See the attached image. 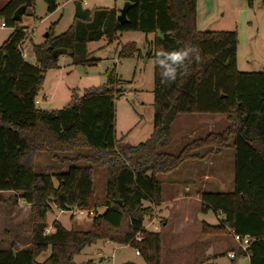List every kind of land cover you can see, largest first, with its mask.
Wrapping results in <instances>:
<instances>
[{
    "label": "trees",
    "instance_id": "trees-1",
    "mask_svg": "<svg viewBox=\"0 0 264 264\" xmlns=\"http://www.w3.org/2000/svg\"><path fill=\"white\" fill-rule=\"evenodd\" d=\"M128 1L132 6L124 24L116 21V12L100 11L92 22L73 24L57 35L51 25L45 40L31 45L34 63L19 49L26 28L12 19L16 8L24 5V15L34 0H8L0 9L5 26L12 29L0 44V191L19 193L30 205L31 236L27 248L0 249V264H76L73 257L96 240L127 244L145 264H160V233L143 226L162 200L156 175L200 157L196 151L206 147L232 148L233 190L201 193V210L223 216L217 225L203 223L202 231L247 235L249 245L239 248L229 264L246 254L248 264H264V152L258 146L264 144V71L237 70L235 31L197 30L196 0ZM44 2L48 13L57 7V0ZM126 31L154 34L147 53L153 59L160 49L194 44L203 62H193L186 74L167 85L153 66L152 131L146 140L120 149L114 101L121 94L113 72L105 84L83 89L80 96L73 91L71 101L60 109H40L35 100L46 71L57 68L59 55L90 64L95 59L89 58L88 42L105 36L110 44ZM137 53L133 41L118 48L122 59ZM186 113L223 114L227 127L183 145L177 153L164 151L173 121ZM40 153L66 167L53 173L36 171ZM93 166L106 172L103 210L92 217L88 230L67 229L54 220L53 232L45 233L51 205L61 210L94 207ZM48 247L49 256L36 262Z\"/></svg>",
    "mask_w": 264,
    "mask_h": 264
},
{
    "label": "rangeland",
    "instance_id": "rangeland-1",
    "mask_svg": "<svg viewBox=\"0 0 264 264\" xmlns=\"http://www.w3.org/2000/svg\"><path fill=\"white\" fill-rule=\"evenodd\" d=\"M8 0H0V9ZM81 3L83 9L90 13V19L83 21L74 16V3ZM123 0H57V7L48 13L44 0H34L22 16L20 26L26 28V39L22 45V54L27 61L32 58L30 48L32 44H38L45 40L44 33L53 25L55 35L67 30L71 25L90 23L96 13L100 11H114L121 7ZM4 18L0 16V22ZM196 28L200 31H235L237 35L236 68L240 72L264 71V0H196ZM31 30L32 33H28ZM12 31L10 27H0V44ZM117 40L107 44L105 36L87 43L86 48L90 53L89 58L95 59L90 64L73 63L65 54L58 56L57 68L46 71L42 88L36 98V106L44 110H56L67 105L72 99V92L80 96L83 89L97 87L105 84L111 72L119 83L117 88L120 96L114 101L115 138L121 144L135 145L148 138L152 131V90H153V57L149 56L148 43L154 38L153 33L126 31L117 34ZM133 41L138 53L133 58L122 59L118 57V48L121 44ZM42 95L45 98L42 99ZM209 116V117H208ZM212 115L202 113H186L176 117L171 125V140L164 151L177 153L183 145L191 141L187 137L196 126H203ZM220 117V116H219ZM225 127V118H222ZM216 128L214 130H223ZM206 129L200 130L196 136H204ZM204 151V148L200 149ZM225 161L230 165L233 174V151L224 150ZM62 155V154H59ZM223 161L226 165L227 162ZM35 170L38 172L53 173L60 167H66V163H58L50 159L46 154H37L35 157ZM59 171V170H58ZM174 172L161 173L156 179L162 184L165 204L161 206L163 216L161 218L153 207V215L145 218L143 226L149 231L160 233V264H206L209 256H206L204 246L208 241L215 246L212 258H217L216 264H229L232 257L227 253L238 251V244L230 232L204 233L202 224L217 225L221 216L212 210L202 211L199 202L200 180L190 185L188 196L174 198L170 192L172 176ZM93 200L94 207L80 214L74 212L76 207L67 210L48 213L47 221L51 222L55 217L67 229L88 230L92 217L103 210L105 196L106 172L102 166H93ZM170 180V182H169ZM54 185L57 184L53 179ZM233 190V182L226 187ZM197 194V195H196ZM17 202L14 192L0 191V249L21 250L29 246L30 241V212ZM143 205L149 202L143 201ZM74 212V213H73ZM162 214V213H161ZM184 216L186 219L184 220ZM162 222L166 225L162 227ZM125 228V222L122 226ZM46 233V231H45ZM221 240L222 242L219 243ZM242 250V249H240ZM135 248L112 241L96 240L85 246L73 257L76 264H144L141 255L135 253ZM227 252V253H226ZM50 254V248L41 252L35 259L43 262ZM247 255V254H246ZM240 255L236 257L235 264H247L248 257ZM108 260V261H107Z\"/></svg>",
    "mask_w": 264,
    "mask_h": 264
},
{
    "label": "crops",
    "instance_id": "crops-1",
    "mask_svg": "<svg viewBox=\"0 0 264 264\" xmlns=\"http://www.w3.org/2000/svg\"><path fill=\"white\" fill-rule=\"evenodd\" d=\"M30 52H31L30 55L32 54V56H31L32 58H30L27 61L30 63H34V55L32 53L31 48H30ZM73 91H74V89H73ZM41 97H42V99L45 98L44 95H42ZM207 115H212V116H210L209 119H208L209 116L206 117V120H205L206 122L204 123L205 125L199 126V127L196 126V128L194 130L190 131V133L187 135L188 138L189 137L191 138V141L202 137V136H196L200 130L206 129V131H205V135H206L208 133L221 132L227 127L226 117L223 114H207ZM223 117L225 118V121H226L225 127L222 124V118ZM218 127H220V128L224 127V129L223 130L221 129V131L220 130H218V131L214 130ZM146 139H144V140H146ZM191 141H189L188 143H190ZM258 146L264 152V144H259ZM230 148L231 147H226V148H223L219 151H213V150L209 151V147H206V148H204V151H200V149L197 150L196 152L199 154L200 157L184 161L177 168L170 171V172H174V173H173V175H171L172 180H171L170 186L172 187V189L170 190L169 193H171L172 196H174V198L182 197L190 191V188H191L190 185H192L193 182L198 181V179L200 180V183H201L200 188L198 189V194H201L203 192H230L227 190L226 187H228L230 185L231 178L233 179V174L231 172V168H230L229 163L227 161H225L227 159L225 157L226 155L224 154V150L230 149ZM223 161L227 162L228 165H226V163L224 164ZM63 168L64 167L62 166L59 169H56L55 171L61 170ZM170 172H168V173H170ZM169 182H170V180H169ZM160 185H161L162 200H161L160 204H158L154 208H156V213L158 212L157 215L159 217L165 218L163 216L164 212H162V208H161V206L165 204L164 203L165 200L163 198V189H162L161 182H160ZM7 192H11V191H7ZM18 195H19V193H15V196L17 197V202L19 204H21L20 203L21 200L18 198ZM186 196H188V194ZM199 202H200V199H199ZM22 206L25 209L30 210L29 204L23 203ZM55 211H59V210L54 205H51V211L48 213L54 214ZM48 213H47V215H48ZM217 213H218V215L221 216V219H222L223 218L222 214L219 212H217ZM47 215H46V222H47L48 226L45 230L46 233L53 232V228L51 227V223L54 220L59 221L63 225V223L59 220L58 217H55L51 222H48L47 221ZM185 219H186V216H184V220ZM165 225H166V222H164V223L162 222V227H164ZM30 240H31V236H30ZM220 242H222V241L219 240V242H217L218 244L216 246H218ZM29 244H30V241H29ZM214 249H215V246H213L210 241H208L207 244H205L204 251L206 252V256H209L206 264H216L217 258H212L214 255H217V253L214 252ZM213 253H214V255H213ZM246 256L248 257V255H246Z\"/></svg>",
    "mask_w": 264,
    "mask_h": 264
},
{
    "label": "clouds",
    "instance_id": "clouds-1",
    "mask_svg": "<svg viewBox=\"0 0 264 264\" xmlns=\"http://www.w3.org/2000/svg\"><path fill=\"white\" fill-rule=\"evenodd\" d=\"M193 62H203L201 50L194 44H186L174 51L160 49L152 61L153 65L161 70V83L165 85L175 82L178 76L186 74Z\"/></svg>",
    "mask_w": 264,
    "mask_h": 264
},
{
    "label": "water",
    "instance_id": "water-1",
    "mask_svg": "<svg viewBox=\"0 0 264 264\" xmlns=\"http://www.w3.org/2000/svg\"><path fill=\"white\" fill-rule=\"evenodd\" d=\"M131 6H132V2L128 0H123L121 7L116 9V21L119 24H124L127 22V12ZM24 10H25L24 5H21L18 8H16L12 14V19L14 21H20ZM74 16L83 21H88L90 19L89 11L87 9H83L78 1L74 3ZM43 37L46 38L47 33H44ZM126 264H133V263L127 262Z\"/></svg>",
    "mask_w": 264,
    "mask_h": 264
},
{
    "label": "built area",
    "instance_id": "built-area-1",
    "mask_svg": "<svg viewBox=\"0 0 264 264\" xmlns=\"http://www.w3.org/2000/svg\"><path fill=\"white\" fill-rule=\"evenodd\" d=\"M81 4V3H80ZM0 27H5V24H4V22H0ZM28 33L30 34V33H32V31L31 30H29L28 31ZM26 36H27V34H26ZM26 39V38H25ZM25 39L23 40V41H21L20 42V44H19V49H20V51H21V54L23 53L22 51V45H23V43H24V41H25ZM22 56H23V54H22ZM38 101L37 100H35V103H37ZM84 211H87V214H89V215H91L92 214V211L91 210H84V209H81V208H75V211L74 212H78V213H80V214H82V213H84ZM73 212V213H74ZM232 237H233V239L237 242V244H238V248H240V249H242V250H245L246 249V247L249 245V243H250V238L246 235V236H244V237H239L238 235H232ZM136 240H139V237H136ZM136 254H138V252L136 251L135 252ZM227 256L228 257H234V254H233V252L232 251H230V252H228L227 253ZM108 261V260H107Z\"/></svg>",
    "mask_w": 264,
    "mask_h": 264
}]
</instances>
